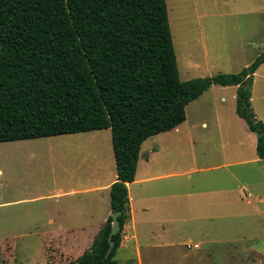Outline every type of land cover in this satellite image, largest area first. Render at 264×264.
<instances>
[{"label": "rangeland", "instance_id": "1", "mask_svg": "<svg viewBox=\"0 0 264 264\" xmlns=\"http://www.w3.org/2000/svg\"><path fill=\"white\" fill-rule=\"evenodd\" d=\"M165 2L181 80L238 72L262 51L264 0ZM259 72L264 76V64ZM257 80L259 92H264V78ZM214 89L185 107L188 121L195 127L192 161L165 152L163 160L157 159L156 168L174 171L199 168L201 149L213 154L212 164L227 162L222 153L231 150L225 145L231 141L224 135L219 139L214 120L216 115L221 118L219 122L228 117L231 91L223 92L226 100L221 105L215 100L220 93ZM217 107L220 109L215 113L213 109ZM202 120L208 123L206 134L210 140L204 147L200 139L203 130L198 125ZM160 139L168 143L167 138ZM148 145H153L151 138L144 142V147ZM179 147L188 149L182 144ZM259 165L229 164L201 172L195 169L190 178L183 176L192 190L209 191L213 186L225 189L239 185L242 180L252 183L242 185L239 200L235 196L240 209L235 210L231 199H225L223 210H218L224 216L213 220L194 217L203 211L200 206L203 199L194 198L186 209L191 219L184 223L177 221L172 232V226L157 223L167 218L166 214L165 217L158 214L159 204L167 202L156 203L154 211L152 201L147 200L149 209L141 211L134 199L135 223L144 233L140 240L143 248L137 257L135 244L129 242L116 259L121 264L127 260L129 264H264V168ZM230 173L235 178L223 177L227 180L223 186L218 175ZM114 175L110 129L0 142V264H67L74 260L67 242L61 239L59 246L50 243L45 231L99 224L110 205L108 192L99 188L106 186ZM181 205L176 206L178 215ZM164 238L172 246L160 248L159 239Z\"/></svg>", "mask_w": 264, "mask_h": 264}, {"label": "trees", "instance_id": "2", "mask_svg": "<svg viewBox=\"0 0 264 264\" xmlns=\"http://www.w3.org/2000/svg\"><path fill=\"white\" fill-rule=\"evenodd\" d=\"M263 62L264 49L238 72L181 80L165 0H0V142L111 132V213L67 264H118L142 143L181 124L187 104L212 85L237 86L235 112L264 160V123L250 100ZM116 211L121 227L105 257Z\"/></svg>", "mask_w": 264, "mask_h": 264}, {"label": "crops", "instance_id": "3", "mask_svg": "<svg viewBox=\"0 0 264 264\" xmlns=\"http://www.w3.org/2000/svg\"><path fill=\"white\" fill-rule=\"evenodd\" d=\"M263 49L264 43L262 44L261 50ZM258 54L259 52L257 53V55ZM263 64L264 62L255 70L253 74L250 100L251 107L253 112L255 113L256 118H258L264 123V92H262V90L259 92L258 88L260 84L259 80H257L258 78H264V76H262V74L259 72V69ZM214 88H216V91H219L220 93L218 97L216 95L217 99L215 97V100H219L221 105H223L222 102L226 100V97L223 92L226 90L231 91V98L229 103L232 104L231 109L227 114L228 117L226 119H223L222 122H219L221 118H218V116L216 115L214 120L218 126L219 131L217 132V134L219 139H223L224 135L225 137L230 138L228 140L231 141L229 143L224 142L226 143L225 145H229V149H231L228 152L222 153L223 157L228 159L227 162L223 161L219 164H212V161L214 160L213 154L210 153L207 149H201V152H199L201 159L197 161L201 166L199 168H188L186 170L179 169L178 171H174L169 169L162 170L158 167H155L157 159H164L163 154L165 152H172L176 154L178 158L179 156H186L190 161H192L194 157L192 145L195 144V140H193V129L195 127L193 124L190 125L187 114L185 120L178 126L174 127L171 130L164 131L150 137L153 145H148L147 147H144V142L147 140L146 139L142 143L139 151V158L137 162L134 180L132 182L127 183L130 218L124 225L123 238L118 248L117 254L119 252L124 251L125 248L128 246L129 242L135 244V251L137 257L138 253H140L141 251V248H143L140 240L144 233L141 230L140 231L143 234L140 233L135 223V212L132 204L134 199L140 204L141 211H146L149 209V205L146 204L147 200L152 201L150 206H152L154 211H156V203L159 204V202L161 201L167 202L162 204L160 203L158 206V214L162 215L163 217H165L164 214H166L167 218H163L164 220L159 219L157 223L172 226V232L176 230V227H173V224H175L177 221L184 223L187 220L191 219V213H186V209L189 208L190 205H192L193 201H195L194 198L200 197L203 199V204L201 203L200 205L203 208V211L201 213H196L197 215L194 217L197 219L213 220L224 216V214L218 212V210H223L222 206H224L223 201L225 199L230 198L233 204L235 205V207L232 208H234L235 210L240 209V206L236 201V197L237 200H239V192L242 189L243 184L250 186V184L252 183L251 180V182H249V180H242L239 182V185L235 187L230 186L224 189V187L213 186V188L209 191H206L205 189L192 190L189 188L188 183H186V181L183 179V176H186V178H190V172L194 171L195 169L201 172L203 170H209L210 168H224L229 164L245 165L249 163H257L260 164V168H264V160L260 159L256 154L255 133L248 129L245 121L241 117H239L235 112L237 86L212 85L208 90L204 91L198 98H202V96L208 94V92L215 91ZM217 109L219 110L220 108H214L213 111L216 113ZM198 125L200 126V129L203 130V133L201 132L202 134H200L202 144L201 146H208L210 144V140L207 138L208 134H206V132L208 131V123L205 120H202L200 121V123H198ZM162 136L168 139V143L166 142L165 144L164 139H160L163 138ZM211 136H213L212 133ZM157 138L160 139V142ZM181 144L183 145V147L187 146L188 149H182L181 147H179V145ZM175 145H177L179 148H175ZM249 168L250 167L248 166L247 172H250ZM225 176H228L229 178L230 176L232 178H235L233 173H230L229 175H218V177L222 181L223 186L224 184H226L227 181L223 179V177ZM170 178L175 179L170 180ZM115 180L116 175H114V177L109 181L106 186H102L101 188L98 187L99 190L101 189L107 191L109 198L110 186ZM256 183L257 182H254L253 184ZM132 187L135 188V193L133 194H131ZM73 192L74 191H70L69 193ZM228 194H230V196ZM248 195L250 194L248 193L247 196ZM175 198L178 199L175 200ZM177 203H179L180 205L183 204L181 205L182 207H180V211L178 212L179 215L175 211ZM204 204L206 206H204ZM1 205L2 203L0 202V206ZM110 213L111 209L109 205V208H107V210L105 211L101 222L97 225L83 224L78 225V227L76 228H73V225H71V228L62 226L60 228H56L51 232L45 231V235H47L46 240H48L50 243L56 242L57 246H59V242L61 241V239L64 240L65 242H67L69 248L71 249V254L75 256L73 259H76L85 250L89 249L92 244L100 237ZM154 214H156V212ZM239 216L240 213L237 214V217ZM49 222L52 224V219H50ZM145 233L147 234L148 232ZM159 242L161 244L160 248H169L170 246H172L171 244H168L169 240H165V238L162 240L159 239ZM117 261L118 264H121L118 259ZM128 262H130V260H127L126 264H129ZM168 264L170 263L168 262Z\"/></svg>", "mask_w": 264, "mask_h": 264}, {"label": "water", "instance_id": "4", "mask_svg": "<svg viewBox=\"0 0 264 264\" xmlns=\"http://www.w3.org/2000/svg\"><path fill=\"white\" fill-rule=\"evenodd\" d=\"M120 215V211H116L112 214V221H111V228H110V231H109V234H108V237H107V240H108V249L105 253V257L108 256V254L110 253V251L112 250L113 248V245H114V242L112 240V236L114 234H117L120 230V222H119V219H118V216Z\"/></svg>", "mask_w": 264, "mask_h": 264}]
</instances>
